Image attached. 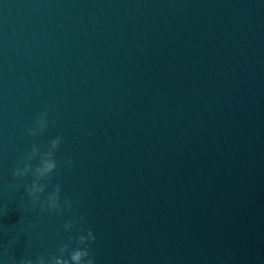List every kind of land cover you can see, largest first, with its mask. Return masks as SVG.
Wrapping results in <instances>:
<instances>
[{
	"label": "water",
	"instance_id": "water-1",
	"mask_svg": "<svg viewBox=\"0 0 264 264\" xmlns=\"http://www.w3.org/2000/svg\"><path fill=\"white\" fill-rule=\"evenodd\" d=\"M60 134L62 215L11 175ZM89 228L95 264H264V0H0V264Z\"/></svg>",
	"mask_w": 264,
	"mask_h": 264
},
{
	"label": "clouds",
	"instance_id": "clouds-1",
	"mask_svg": "<svg viewBox=\"0 0 264 264\" xmlns=\"http://www.w3.org/2000/svg\"><path fill=\"white\" fill-rule=\"evenodd\" d=\"M48 111H43L34 121V126L27 130L29 136L42 135L48 128ZM55 125L56 121L53 120ZM63 142L62 134L57 135L54 139L47 142V150H42L38 145L33 144L30 151L26 152L16 166L12 169L11 175L14 179L23 178L31 174L33 177L30 186L25 188L26 194L31 197L33 205L39 204L41 211L48 210L50 212L62 215L64 209L72 208V200L65 199L61 202L60 192L61 185L55 184L52 186V191L47 194L45 199L41 201V194L49 187L52 180V173L57 169L58 163L55 158L56 151ZM38 164L34 167L32 161L37 159ZM74 161L72 158H67L60 165L61 167H71ZM58 174V173H57ZM43 181V182H42ZM83 217L80 220L83 221ZM76 225L75 218L65 221L63 228L67 232ZM83 232V229H80ZM96 237L89 228L86 235L81 234L76 237H69L67 242H62L57 249L59 255H53L48 264H95L90 252V242H94ZM75 240L77 247L71 248V244ZM83 247H80V246ZM71 248V250H70ZM65 253H68V258H65ZM19 264H33L30 258H24L19 261ZM35 264H45V257L38 255Z\"/></svg>",
	"mask_w": 264,
	"mask_h": 264
}]
</instances>
